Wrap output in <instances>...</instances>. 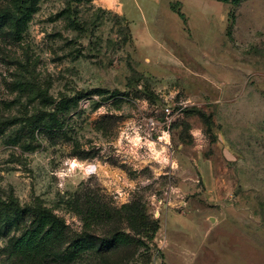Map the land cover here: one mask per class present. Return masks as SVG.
<instances>
[{
    "label": "rangeland",
    "instance_id": "rangeland-1",
    "mask_svg": "<svg viewBox=\"0 0 264 264\" xmlns=\"http://www.w3.org/2000/svg\"><path fill=\"white\" fill-rule=\"evenodd\" d=\"M113 4L39 0L20 36L0 30V197L41 201L74 238L77 202L122 210L94 236H135L138 203L155 238L107 264H264V0ZM68 98L64 134L26 133ZM18 233L0 231V264Z\"/></svg>",
    "mask_w": 264,
    "mask_h": 264
},
{
    "label": "trees",
    "instance_id": "trees-1",
    "mask_svg": "<svg viewBox=\"0 0 264 264\" xmlns=\"http://www.w3.org/2000/svg\"><path fill=\"white\" fill-rule=\"evenodd\" d=\"M238 5L242 0H231ZM39 0H14L12 6L0 12V30L9 29L14 37L24 31L38 8ZM183 19L185 14L177 11ZM235 14L232 13L234 18ZM73 22V21H72ZM43 103L55 105L47 92L42 93ZM75 98L62 100L54 106V111H42L28 122L26 133L36 138V130H41L45 137L53 139L64 134V120L70 112L69 104ZM77 213L84 221V231L74 238L69 234V227L64 218L41 201L21 205L14 197H0V231L10 234L14 228L19 233L9 240L10 257L17 264H107L105 258L109 251L120 246L147 244L153 240L160 228L158 221L152 220L138 203L125 205L124 218L135 232V236L113 229L109 235L94 236L89 232L93 226L109 222L114 214L119 217L122 210L103 209L99 202H85V208L76 203ZM85 232V233H84ZM92 256L95 262L87 263L84 259Z\"/></svg>",
    "mask_w": 264,
    "mask_h": 264
},
{
    "label": "crops",
    "instance_id": "crops-1",
    "mask_svg": "<svg viewBox=\"0 0 264 264\" xmlns=\"http://www.w3.org/2000/svg\"><path fill=\"white\" fill-rule=\"evenodd\" d=\"M96 2H97V3L106 2L107 4L110 3V4L112 5V4L114 3V0H96ZM113 5H115V4H113Z\"/></svg>",
    "mask_w": 264,
    "mask_h": 264
},
{
    "label": "built area",
    "instance_id": "built-area-1",
    "mask_svg": "<svg viewBox=\"0 0 264 264\" xmlns=\"http://www.w3.org/2000/svg\"><path fill=\"white\" fill-rule=\"evenodd\" d=\"M167 110H168V112L170 113V109L168 108Z\"/></svg>",
    "mask_w": 264,
    "mask_h": 264
}]
</instances>
